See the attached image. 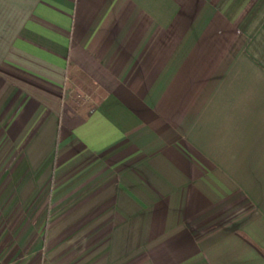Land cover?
Instances as JSON below:
<instances>
[{
	"label": "crops",
	"instance_id": "obj_1",
	"mask_svg": "<svg viewBox=\"0 0 264 264\" xmlns=\"http://www.w3.org/2000/svg\"><path fill=\"white\" fill-rule=\"evenodd\" d=\"M5 264H264V0H0Z\"/></svg>",
	"mask_w": 264,
	"mask_h": 264
},
{
	"label": "built area",
	"instance_id": "obj_2",
	"mask_svg": "<svg viewBox=\"0 0 264 264\" xmlns=\"http://www.w3.org/2000/svg\"><path fill=\"white\" fill-rule=\"evenodd\" d=\"M0 264H5L0 256Z\"/></svg>",
	"mask_w": 264,
	"mask_h": 264
}]
</instances>
